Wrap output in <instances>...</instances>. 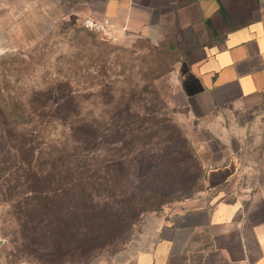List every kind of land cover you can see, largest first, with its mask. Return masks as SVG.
I'll return each mask as SVG.
<instances>
[{"label":"crops","instance_id":"crops-1","mask_svg":"<svg viewBox=\"0 0 264 264\" xmlns=\"http://www.w3.org/2000/svg\"><path fill=\"white\" fill-rule=\"evenodd\" d=\"M90 17L174 53L204 189L148 214L100 264H264V0H0V56Z\"/></svg>","mask_w":264,"mask_h":264},{"label":"rangeland","instance_id":"rangeland-1","mask_svg":"<svg viewBox=\"0 0 264 264\" xmlns=\"http://www.w3.org/2000/svg\"><path fill=\"white\" fill-rule=\"evenodd\" d=\"M10 55L15 56L16 64L8 63ZM175 56L166 45H152L135 34L117 37L92 32L83 28L81 20L70 17L57 20L18 49L0 56V60L5 61L0 62V90L7 88L21 95L28 87H51L53 99L49 104L55 107L62 101L58 85L69 80L72 88L86 97L79 119L110 125L107 110L114 101L104 92L108 86H113L112 94L123 106L131 99L132 113L143 114V106L157 107L160 117L167 118L173 125L168 146L154 138L152 145L135 150L144 155L142 165H137L138 169L130 167L133 173L130 170L119 172L117 184H85V198L93 204L88 213L94 210L97 218L106 205L116 208L141 196L150 204L146 215L154 213L151 208L162 213L204 189V168L190 138L192 124L185 108L178 107L174 92ZM97 72L99 77H92ZM156 75L158 79L154 78ZM128 87L134 90L135 98H122L121 90L127 91ZM94 93L101 95L95 98ZM124 116L123 112L122 119ZM45 118V134H59L62 124L67 122L52 111ZM15 155L3 154L1 158L10 161ZM93 157H98L97 161L102 164L106 163L105 159H117L99 150L89 154L82 152L78 158L91 162ZM16 159L12 158L13 164L20 162ZM5 177L6 173L0 172V264H100L124 241V233L119 232L109 237L99 234L91 247H88L89 242L80 246L65 242L69 238L66 236L69 227L59 231L54 227L59 219L57 213L70 209L66 206L71 201L77 206L81 197L74 195L72 198L70 194L60 201V197L54 198L46 191L49 186L46 184L28 190L24 185L15 184L22 191L15 197L14 184H3ZM48 205L55 206L50 209ZM136 224L133 228H137L138 222ZM62 236L65 239L59 240Z\"/></svg>","mask_w":264,"mask_h":264},{"label":"trees","instance_id":"trees-1","mask_svg":"<svg viewBox=\"0 0 264 264\" xmlns=\"http://www.w3.org/2000/svg\"><path fill=\"white\" fill-rule=\"evenodd\" d=\"M8 59L9 64L17 63L15 56L10 55ZM0 62L5 61L1 59ZM92 77L98 78V72L92 74ZM154 78L158 79V75ZM57 88L62 101L55 104V107L49 104L53 99L51 87H28L22 96L17 92H9L7 88L0 90V172L6 173L3 184H14L12 189L15 188V197L22 193L15 184L24 185L27 190L49 185L46 191L52 193L54 198L60 197V201L68 198L70 194L72 198L78 195L81 200L77 206L75 201H71L66 206L70 209L65 211L61 208L62 212L57 213L59 219L54 227H58V231L69 227L66 233L69 238L64 241L77 246L89 242L88 247L97 242L99 234L109 237L123 232L124 241L113 251L114 254L125 246L133 231L140 227L150 204L141 196L136 201L125 202L116 208L106 205L100 209L97 218L94 210L88 213L90 208L93 209V204L85 198V184H117L119 172L133 173L134 170L130 167L136 169L137 165H142L144 155L135 150L152 145L154 138L168 146L173 125L167 118L160 117L157 107L143 106V114L132 113L131 99L123 106L121 100L117 101L112 94V91H115L113 86H108L104 92L114 101L107 110L110 125L79 119L84 111L82 104L86 97L73 89L69 80ZM121 92L123 99L136 96L130 87ZM100 95L94 93L95 98ZM51 111L67 120L57 135L44 132L45 116L51 115ZM123 112L126 116L122 119ZM88 115L87 112L86 117ZM98 150L114 155L117 159H105L106 163L102 164L97 161L98 157H93L91 162L78 158L82 152L89 154ZM3 154H16L12 158L17 157L16 161L20 162L13 164L15 160L12 162V158L10 161L2 160ZM133 155L134 157L130 158ZM123 158L127 160L123 162ZM48 206L52 209L55 205ZM151 210L154 211L153 214H160L155 208ZM63 215L68 217L64 218ZM137 222V228H133ZM63 237L59 240L65 239Z\"/></svg>","mask_w":264,"mask_h":264},{"label":"built area","instance_id":"built-area-1","mask_svg":"<svg viewBox=\"0 0 264 264\" xmlns=\"http://www.w3.org/2000/svg\"><path fill=\"white\" fill-rule=\"evenodd\" d=\"M82 26L84 29L100 33V34H105L107 33V28L104 24L90 18V17H85L82 20Z\"/></svg>","mask_w":264,"mask_h":264}]
</instances>
